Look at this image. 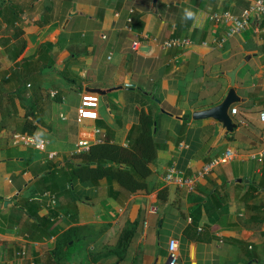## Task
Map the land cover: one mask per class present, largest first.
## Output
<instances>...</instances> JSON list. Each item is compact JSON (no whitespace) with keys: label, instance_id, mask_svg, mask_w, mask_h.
<instances>
[{"label":"crops","instance_id":"0c3cea01","mask_svg":"<svg viewBox=\"0 0 264 264\" xmlns=\"http://www.w3.org/2000/svg\"><path fill=\"white\" fill-rule=\"evenodd\" d=\"M253 1L0 0V264H53L48 253L70 228L80 229L88 264H167L170 239L177 264H264V160L251 157L264 149V20L252 16L226 37L208 19L239 16ZM185 9L195 17L185 19ZM175 37L190 43L161 47ZM136 41L146 45L134 50ZM240 62L239 102L228 110L235 128L192 120L222 102L226 73ZM94 89L106 91L105 103ZM83 94L100 99L95 120H77ZM142 110L157 127L147 191L125 195L105 179L88 190L67 179L77 141L127 146ZM18 135L43 145L15 143ZM227 150L233 159L194 192L163 182L171 164L191 175ZM133 227L122 261L103 252Z\"/></svg>","mask_w":264,"mask_h":264},{"label":"trees","instance_id":"16d2710c","mask_svg":"<svg viewBox=\"0 0 264 264\" xmlns=\"http://www.w3.org/2000/svg\"><path fill=\"white\" fill-rule=\"evenodd\" d=\"M155 123L150 113L140 111L135 127L136 134L129 140L127 146L112 143L108 138L91 144L88 151L72 155V158L78 160V164L71 166L66 172L67 179L70 182L77 180L81 187L88 190L94 189L100 180L105 179L109 184H116L119 193L125 195L141 190L147 191L146 178L150 174L149 165L154 161L157 149L154 141V136L157 134ZM159 197L163 199V196ZM49 225L50 223H47L46 227L49 228ZM79 230V228H70L56 238L54 248L48 253L53 264H65L68 261V254H71L69 248L80 242L79 235H75ZM133 234L134 227L122 229L115 244L107 247L105 253L122 261ZM99 256L95 253L94 260Z\"/></svg>","mask_w":264,"mask_h":264},{"label":"built area","instance_id":"2783aa9c","mask_svg":"<svg viewBox=\"0 0 264 264\" xmlns=\"http://www.w3.org/2000/svg\"><path fill=\"white\" fill-rule=\"evenodd\" d=\"M133 9L128 10L127 21L131 22V15ZM252 16H260L264 20V0H254L248 8L242 11L239 16H234L229 12L225 13H213L208 16L209 21L220 22L226 27V37H231L244 31L249 23ZM190 40L182 37H175L166 39L161 43L163 49H182L189 45ZM142 46L138 41L132 43V49L138 50ZM100 103V99L95 94H83L80 98V103L77 108V120L82 122L84 120H95L97 118V109ZM231 114L236 113V109H231ZM258 120L264 127V109L258 113ZM15 143H24L33 147H42L43 142L36 141L35 138L25 137L18 135L14 138ZM90 142L86 139L77 141L75 145L74 154L88 151ZM53 155L49 154V158ZM234 157L232 151L227 150L222 155L217 156L204 163L203 166L191 175H185L184 173L177 171L174 164H171L166 174L164 175L163 182L167 185L173 186L179 190L185 191L186 193H192L195 191L198 181L205 176L209 175L217 166L227 164ZM253 159L260 161L264 160V149L251 155ZM50 204L55 206V198L51 194H47ZM178 252L177 242L175 239H170L167 244V264H177Z\"/></svg>","mask_w":264,"mask_h":264},{"label":"water","instance_id":"95a60500","mask_svg":"<svg viewBox=\"0 0 264 264\" xmlns=\"http://www.w3.org/2000/svg\"><path fill=\"white\" fill-rule=\"evenodd\" d=\"M156 0H152V6L155 7ZM68 16H71V12H69ZM146 44H142L145 46ZM141 46V47H142ZM144 48H141L143 50ZM243 62H240L237 66H235L232 70L226 73V77L229 80V90L222 100V102L216 106H213L209 109H205L202 111H196L191 114L192 120H204V119H212L221 124V126L228 132H231L235 128V124L232 122V119L228 113L229 107L234 103L239 102V98L235 93V78L236 73L243 66ZM93 92L97 93L101 96L102 102H106V91H102L99 89H94Z\"/></svg>","mask_w":264,"mask_h":264},{"label":"rangeland","instance_id":"374dc122","mask_svg":"<svg viewBox=\"0 0 264 264\" xmlns=\"http://www.w3.org/2000/svg\"><path fill=\"white\" fill-rule=\"evenodd\" d=\"M83 246H84L83 243H79V244H74L72 248H69V252L71 251V254L70 253L68 254L67 260L69 261L70 264L71 263L72 264H88V258L84 254ZM105 250H103L104 253H105ZM117 262L118 261H116L114 264H116Z\"/></svg>","mask_w":264,"mask_h":264},{"label":"clouds","instance_id":"9594fccd","mask_svg":"<svg viewBox=\"0 0 264 264\" xmlns=\"http://www.w3.org/2000/svg\"><path fill=\"white\" fill-rule=\"evenodd\" d=\"M195 13L191 10H188V9H185V12H184V18L185 19H193L195 17Z\"/></svg>","mask_w":264,"mask_h":264}]
</instances>
